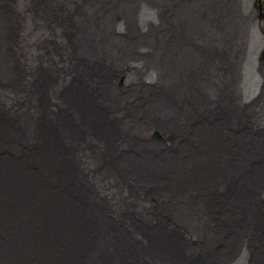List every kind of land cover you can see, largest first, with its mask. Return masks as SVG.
<instances>
[{"label":"water","instance_id":"water-1","mask_svg":"<svg viewBox=\"0 0 264 264\" xmlns=\"http://www.w3.org/2000/svg\"><path fill=\"white\" fill-rule=\"evenodd\" d=\"M260 3L55 8L34 104L0 111V264H264Z\"/></svg>","mask_w":264,"mask_h":264},{"label":"rangeland","instance_id":"rangeland-1","mask_svg":"<svg viewBox=\"0 0 264 264\" xmlns=\"http://www.w3.org/2000/svg\"><path fill=\"white\" fill-rule=\"evenodd\" d=\"M23 1L25 2V4H24ZM62 1L63 0H26V1L25 0H1L0 1L1 2V5L5 9V12L7 13V14H5V17L7 16L6 17L7 20H5L6 28H8L9 30H12V32H10V31L8 32L9 33L8 34V38H7L6 42H5V47L9 49V50H6L4 48L6 50L5 51V53H6L5 56L7 57V59L9 58L8 60H10V63H13L14 62V64H15L14 67H13V64L11 65L12 68H13V70L10 68L11 70H9L8 73L5 74V72H3L1 74H3L5 77L8 78V80H6L7 82H10L11 83L12 80H15L16 83L18 82L20 86L22 85L21 86L22 87V89H21L22 91L20 92V95H18L19 97L15 101V110L13 111L16 116H20L22 118L25 117L24 114H25V112L27 111V109L29 107L26 108L25 103H24V99L25 98H28L29 95H30L29 96L30 98H29L28 102L30 103V105H33L34 104V98L36 96L34 95V88H35V86L33 84V79H35V81H38V78L39 77H42L44 75V69H43V66L44 65H43V63H41V62L38 61V59H40V58H39V56H37L38 55L37 48H32V46L35 45L36 41L40 42L42 39H44V37L42 35H40V33L42 32V30H44L42 33H45L46 28H48V30H49L50 27H54V25L56 24L55 23L56 21L52 19V14H53L55 8L58 10L59 13L60 12L61 13H64V16H66L67 19L69 18L67 16V14L65 13V11L62 12V10L60 9V6L59 5L62 4V3H64ZM43 2H44V4H43ZM260 4L262 5V10L264 12V0H261V3ZM64 9H65V5H64ZM11 11H13V13ZM17 11L19 13H17ZM61 13H60V15H61ZM26 15H28L29 17H31V19L29 21L27 20V18H29V17H26ZM48 15H49V17H48ZM38 16H39V18H38ZM63 20L66 22L65 18H63ZM26 22L29 25H32L31 27L34 28L35 30L38 29V31H35V33L33 34V37H32V39H33V45L30 48V51H31L30 53H32V56H33L32 63L34 64V66H31V68H30V66H27L26 70H22L20 68V65L21 64L18 65L19 63L15 59L16 56H17L16 52L19 49H18V46L14 43V41L17 40L19 34L22 32L20 29L22 28L23 25L26 24ZM8 23H9V25H7ZM64 23H61L62 26H63L62 28L65 27L63 25ZM21 24H22V26H21ZM261 28H262V24L260 25V29ZM263 28H264V25H263ZM14 31H17V32H14ZM10 33H11V35H10ZM10 39H11V41H10ZM47 44H49V43H47ZM32 49H34V50H32ZM49 51L52 53V49H50ZM42 52H44V56H42V57H45V56L49 55V53L46 52V51H44V50H42ZM69 54L71 55L72 53L70 52ZM12 59H14L15 61L12 62ZM73 60H75V58H73ZM94 64L97 65L98 62L96 61V63H94ZM15 81H13V82H15ZM10 83H8V84H10ZM23 83H26V85H28V86L27 87L24 86ZM2 110H5V109L0 108V111H2ZM39 111H41V108H39V109H37L35 111H31V112H33V114L35 115ZM177 197L179 199L181 198L180 195L179 196H176V198ZM217 209H218L217 206L213 205V206H211L210 211L215 212ZM225 236H226V233H224L218 239L219 240H222L223 243H225ZM213 240H214V243L215 242H218V240L216 238H214ZM218 247H220V246H217V248Z\"/></svg>","mask_w":264,"mask_h":264},{"label":"bare ground","instance_id":"bare-ground-1","mask_svg":"<svg viewBox=\"0 0 264 264\" xmlns=\"http://www.w3.org/2000/svg\"><path fill=\"white\" fill-rule=\"evenodd\" d=\"M1 1V0H0ZM26 1V0H25ZM88 1V2H87ZM102 0H63L62 2L65 3V12L66 14H68L70 11H72L73 9L76 8L77 5L79 6H89V7H92V6H97V4L100 2L101 3ZM10 2V1H9ZM24 2V1H23ZM17 3V2H16ZM28 3V2H27ZM5 4V3H4ZM25 4V2H24ZM44 4V2H43ZM32 5V4H31ZM35 7V6H34ZM9 9V8H8ZM27 10V9H26ZM25 10V11H26ZM7 11V10H6ZM42 11V10H41ZM13 13V11H11ZM17 13H19L17 11ZM32 13V12H31ZM54 13V12H53ZM5 14H7L5 12V9L4 7L1 5V2H0V108H7L8 107V104L10 107H12V111L15 110V101L17 100V98L19 97L18 95H20V92L22 91V85L20 86L19 83L15 80H12V82H7L6 80H8L7 77H5L3 74V72L8 73L9 70H13L12 68V64H13V67L15 66L14 62L15 61L14 59H12V62L13 63H10V60L7 59V57L5 56V51L6 50H9L8 48L5 47V42L8 38V32H12V30H9L8 28H6V23H5V20L6 17H5ZM53 15V14H52ZM13 17V16H12ZM26 17H29L28 15H26ZM49 17V16H48ZM115 17V16H114ZM39 18V16H38ZM42 18V17H41ZM65 20L67 19L66 16H64ZM25 19V18H24ZM31 19V17L27 18V20L29 21ZM47 19V18H46ZM69 19V20H68ZM66 20V22L63 24L65 27L70 24V18H68ZM80 19H82V22L80 21L81 25L78 27V31H79V34L82 38L86 37L85 34H87L89 32V30L92 28H96L97 27V23H94L93 20L88 16L86 15L85 13H82L81 16H80ZM20 20V19H19ZM45 20V19H44ZM23 21V20H22ZM57 22V21H56ZM55 22V23H56ZM22 23V22H21ZM36 23V22H35ZM19 24V23H18ZM17 24V25H18ZM264 24V23H263ZM263 24H262V27H263ZM9 25V23L7 24ZM39 25V24H38ZM22 26V24H21ZM32 25H29L27 22L25 25L22 26V28L20 29L22 32L19 34L17 40L14 41V43L18 46V51L20 52L21 49H25L26 48V64L27 66H34V64L32 63V60H33V56H32V53H30V48L31 46L33 45V34L35 33V31H38L35 30L34 28L31 27ZM10 27V26H9ZM17 27V26H16ZM63 27V26H62ZM62 28V30L65 29ZM41 28V27H40ZM260 28V27H259ZM16 29V28H15ZM19 30V31H20ZM44 30H42L43 32ZM14 32H17V31H14ZM40 33V35H42L44 37V39L48 38L51 34V31L50 29L48 30V28H46V31L45 33ZM65 32V30L63 31ZM11 35V33H10ZM61 36H62V40L61 41V45L63 47V50L66 52L67 55L71 56L69 53L73 52L72 51V48H71V45H70V41L69 40H66V36L65 34L62 35L61 33ZM64 36V37H63ZM17 37V36H16ZM11 41V39H10ZM3 45V46H2ZM8 47V46H7ZM6 50H5V49ZM12 48V47H11ZM51 48V47H50ZM50 50V49H49ZM16 52V54H20L19 52ZM53 53V52H52ZM48 54V53H47ZM63 55V54H62ZM16 56V55H15ZM63 57V56H62ZM72 57V56H71ZM16 59V58H15ZM17 60V59H16ZM35 62V61H34ZM20 65V64H19ZM11 68V69H10ZM35 69V68H34ZM39 69V68H38ZM15 70V69H14ZM16 71V70H15ZM36 73V72H35ZM18 74V73H17ZM43 74V73H42ZM32 75V74H31ZM26 76V75H25ZM38 76V75H37ZM18 77V76H17ZM28 78V77H27ZM15 81V82H13ZM27 81V80H26ZM10 83V84H8ZM9 87V88H8ZM26 88V87H25ZM27 93V92H26ZM2 97V98H1ZM23 97V96H22ZM34 98V97H33ZM14 102V103H13ZM35 113V112H34ZM34 115V114H33ZM36 158H38V156H36ZM39 159V158H38ZM44 162V161H42ZM180 193V192H179ZM180 194H177V196H179ZM225 210V209H224ZM219 248V247H218Z\"/></svg>","mask_w":264,"mask_h":264},{"label":"flooded vegetation","instance_id":"flooded-vegetation-1","mask_svg":"<svg viewBox=\"0 0 264 264\" xmlns=\"http://www.w3.org/2000/svg\"><path fill=\"white\" fill-rule=\"evenodd\" d=\"M63 54V55H62ZM62 54H61V56H63L64 57V59H65V55H66V52L65 53H63L62 52ZM64 62H66V59H65V61Z\"/></svg>","mask_w":264,"mask_h":264}]
</instances>
